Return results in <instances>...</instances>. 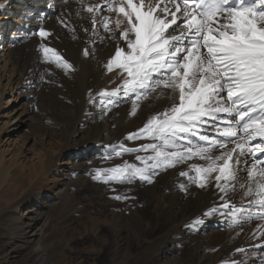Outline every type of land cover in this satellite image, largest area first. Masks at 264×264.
Returning a JSON list of instances; mask_svg holds the SVG:
<instances>
[{
    "label": "bare ground",
    "instance_id": "bare-ground-1",
    "mask_svg": "<svg viewBox=\"0 0 264 264\" xmlns=\"http://www.w3.org/2000/svg\"><path fill=\"white\" fill-rule=\"evenodd\" d=\"M96 2L98 0L76 2L0 0V194L2 195L0 201L2 205L7 202L11 204L15 198H20L18 191L23 192L21 186L25 182L30 183L31 178L37 179L40 175L43 177V170L47 168L43 182L55 183L58 181L56 171L62 177H66L65 172H70L68 174L73 177L79 176V172L86 174L85 166L95 164L103 154L111 156L110 153L118 150L135 149L128 152L136 167H144L141 161L137 160V156L143 158L155 155L154 152L147 153L142 150L144 145L154 141L151 142L150 139L143 137L137 139L127 137L138 133L151 116L171 105L172 101L168 95H162V93L170 95L169 90L157 89L155 92H149L147 98H141L139 101L136 97H143L144 90L125 95L121 85L127 73L121 74L120 69L109 72L105 65L115 54L116 45L126 48V44L119 40L118 36L110 37L99 23L96 25L95 33L93 32L91 14L86 12L84 7ZM105 15L109 14L102 11L97 15V20ZM41 29L51 35L47 39H42L38 34ZM42 44L55 48L72 63L74 71L66 74L55 64L46 63L40 49ZM84 50L89 52L87 57L83 55ZM118 88L120 90L115 92ZM102 91L107 95L100 96L99 93ZM8 93L11 98L5 101L4 97ZM225 95L226 93H221V96ZM20 99L25 100L23 104ZM35 100L39 102L38 106L43 109V113L53 115V130L48 132L45 128H39L37 141H32L30 137L21 135L20 131L28 118L27 107L30 109ZM134 101L137 103L135 114H133ZM223 119L232 120L233 117L220 114V119L208 120L207 123L202 124L198 135L181 134L177 143L185 147L191 145L206 147L207 142L201 141L199 135H207L209 139L227 143L228 148L231 149L234 147L232 141L219 136L215 131V128L226 127L222 122ZM83 130L86 137H92L90 141L82 138ZM36 142L39 143L38 149L35 148ZM256 143L264 142L254 140L249 146L254 148ZM221 151L217 147L214 155H219ZM257 156L264 160V154L258 153ZM240 159L246 161L235 165L242 180L239 183L231 182L226 194L216 187L215 174L209 178L204 188L193 183L190 177H195L196 174L191 171L190 165L205 164V161L197 157L175 164L170 167L173 170L171 172L164 167L149 169L147 177L153 181L152 183L139 176L132 177L131 179L141 180L136 181V187L146 195L147 208L141 211L137 207L131 211V216L134 215L133 222H130L129 228L125 229L130 234L131 242L124 243L125 247L121 250V243L126 236L118 232L109 247L110 252L116 256V249L119 248L124 257L129 255L131 257L133 249L135 256L129 261L123 259L126 264H264V236L257 230L258 226L264 225V221L255 218L247 221V215L239 213L238 222L232 223L233 206L248 209L253 217L259 213V209L250 203L252 197L244 196L247 189L240 187V183L247 182L246 170L253 162V157L246 155ZM75 166H79L78 171L66 170ZM154 171L157 173L155 174ZM181 171L189 172V176H181ZM88 177L81 175L76 180H82L86 183L84 186L93 185L88 181ZM122 186L117 190L118 196L129 190V185ZM97 191L100 197L105 193V186L100 185ZM15 192L17 196H12ZM222 196L224 199H221ZM25 198H28L27 195ZM225 202L229 204L228 208L223 207ZM136 205L137 203L133 206ZM35 209H37L35 205H26L23 208H14L11 212L14 215L27 216L26 233L22 240L18 241L19 244L8 246L9 251L3 252L0 264L16 263L19 259L17 264H38L35 258L36 252L31 250L36 235L35 228L39 223ZM212 209L216 211L211 215H204ZM6 214L3 215L6 217ZM86 214L89 216L88 213ZM118 216L112 214L111 219L103 220L104 225H112L114 222L115 228L121 227L123 215ZM105 217H108V214ZM197 218L203 222L193 226L192 221ZM1 219L0 215V221ZM20 224L17 228L18 233L23 226ZM126 224H129L128 220L124 222L125 226ZM86 228L88 231V226ZM70 242L72 243V240H69ZM27 248L30 250L25 254ZM4 249L5 246H2L1 250ZM77 258L68 253V264H73ZM110 259L114 258L110 257Z\"/></svg>",
    "mask_w": 264,
    "mask_h": 264
},
{
    "label": "snow or ice",
    "instance_id": "snow-or-ice-1",
    "mask_svg": "<svg viewBox=\"0 0 264 264\" xmlns=\"http://www.w3.org/2000/svg\"><path fill=\"white\" fill-rule=\"evenodd\" d=\"M84 10L91 14L94 33L99 23L110 37L118 36L126 44V48L117 44L105 65L109 72L120 69L121 74L127 73L121 85L125 95L144 90L143 97H136L139 101L163 88L170 95H162L172 101L164 111L151 116L138 133L127 137L154 141L142 150L151 149L155 155L137 156L144 167L125 163L105 170L104 176L97 171L93 179L105 183L130 182L136 176L148 179L149 169L170 168L197 157L205 164L190 165L196 174L190 177L193 183L204 188L215 174L216 187L226 194L231 182L242 180L235 167L246 163L240 157L251 155L247 182L240 187L247 189L244 196L252 197L250 203L259 213L253 217L248 209L233 206L232 223L238 222L239 213H245L247 221H264V160L257 156L264 154V143L249 146L254 140L264 142V0H98L85 5ZM102 11L109 15L98 21ZM38 34L42 39L51 35L43 29ZM40 49L46 63L55 64L66 74L74 71L72 63L55 48L42 44ZM83 55L87 57L89 52L84 50ZM136 108L134 101L133 114ZM220 114L233 119H223L226 127L215 131L230 139L234 147L229 149L227 143L207 135H199L206 147L177 143L181 134L198 135L202 124L220 119ZM217 147L222 151L214 155ZM180 175L189 176V172L181 171ZM223 207L229 204L225 202ZM202 222L197 218L192 225ZM257 230L264 236V225Z\"/></svg>",
    "mask_w": 264,
    "mask_h": 264
},
{
    "label": "rangeland",
    "instance_id": "rangeland-1",
    "mask_svg": "<svg viewBox=\"0 0 264 264\" xmlns=\"http://www.w3.org/2000/svg\"><path fill=\"white\" fill-rule=\"evenodd\" d=\"M4 98H5V101L10 99L11 98L10 93L6 94ZM20 100H21V104H23L25 101L23 99H20ZM38 104L39 102L35 100L34 104L30 107V109L27 107V109L29 110V113L27 114L28 118L26 119L24 126L21 127V131H20L21 135L30 137L32 141L34 140L37 141V134L39 133V128H43V129L45 128L48 132H51V130H53V124H52L53 115L51 113L50 114L43 113V109H41L38 106ZM44 115L46 117L48 116L50 119H48V117L45 118ZM42 125L43 127H41ZM84 132L85 131L83 130V133ZM82 138L84 140L90 141L92 137L91 136L86 137L84 133ZM151 142H153V140H151ZM38 145L39 143L36 142L35 143L36 149L39 148ZM117 152L121 154L117 156L116 155ZM146 152L150 153L153 151L149 149ZM99 153L100 152H98V155ZM110 155L111 156H109V154L101 155L95 164L92 163L90 165L85 166L84 170H87L86 174L79 172L78 174L79 176H76V177H73V175L68 174L70 172H65L66 173L65 175L67 178L62 177V175H60V173L56 171L57 173L56 175L58 176L57 180L59 182L56 181L55 183H44L43 182V178L46 176V173L48 171V168H47L46 170H43V177L42 175H40L39 177H37V179L31 178L32 183L25 182V184L21 186L23 189V192H21V190L18 191L19 192L18 195H20V198L18 199L15 198L13 203L10 204L9 202H7V204L2 205L1 204L2 202L0 201V207H1L0 215L2 216V219H1L2 221H0V223L2 222L0 225V229H1L0 230V257L4 255L3 252H5L6 250L9 251L10 247L8 246L10 245L16 246L15 244H19L20 242L18 241H21L22 238L25 236V233H26L25 227L27 226V220H26L27 216L26 215H23V216L14 215L11 212L14 210V208H17V207L23 208L26 205H35L37 207V209H35V214L36 215L38 214L39 216V223L35 228L36 235L31 244L32 245L31 250L33 249L36 252L35 258L38 264H52V263L57 264L59 262H60L59 264H68V261H67L68 253H71L73 257H76V258L79 256V258L75 259L76 261L74 260L75 262L73 264H113V262L114 264H120V262H124L123 259H128L129 261L131 257H134L135 255L133 253V249L131 250V255H132L131 257L130 255L124 257V255L121 254L120 251L125 247L124 243L129 244L131 242L130 237H129L130 234L127 233V230L125 231V229L129 228L130 222H133L132 218L134 217V215L131 216V211L135 210L137 207H139L141 211L146 209L147 206L145 205H147V202L145 200H147V198H146V195L142 194L140 190H137L138 187H136L137 185L136 183L141 181L140 179H131L130 182L125 181V182H120L119 184L115 181H109L105 183L103 182V179L101 180L93 179V176H95L97 171H100L102 173V176H104L105 170L107 169L119 167V166L124 165L125 163L133 165V162L130 158L128 151L118 150L114 153H110ZM66 170L78 171L79 166L78 167L75 166L74 168H70ZM166 170L168 172L173 171L171 168H167ZM154 173L156 174L157 172L154 171ZM27 175L29 176L28 173ZM81 175H84V177H86V175L89 176L88 181L92 182L93 185L84 186L86 183H84L82 180L77 181L76 179H79ZM100 185L105 186V193L101 195L102 197L101 196L99 197V192L97 191ZM122 185H129V190L122 193V195L120 196L121 199L119 200L114 199L115 196H118L117 190L121 189ZM138 186H139V183H138ZM158 189H160V186H158ZM61 191L64 194L63 193L61 194ZM74 194L76 196H74ZM26 195L28 198H25ZM71 195L72 197H74V199L71 197ZM0 196L2 197L1 194ZM12 196H17V193L15 192V194ZM38 198L39 200H37ZM96 198H98L99 200ZM87 199L88 201H86ZM19 200L21 202H19ZM18 202L20 203V205L18 204ZM84 203L86 204L84 205ZM136 203L137 205L134 207L133 205H135ZM43 204H46V205H43ZM130 205L132 208L130 207ZM38 209L39 211L37 212ZM76 210L79 213L76 212ZM5 213H7L6 217L3 215ZM86 213H88L89 216ZM106 214H108V217H105ZM112 214L117 217H119L118 215H121V214L123 215V217H121L122 218L121 227L119 226L115 228V224H113L114 222L112 223V225L110 224L104 225V221L109 218L111 219ZM90 216L92 218H89ZM97 218H98V221L100 222L97 221ZM90 219L92 220L90 221ZM127 220L129 224L128 225L126 224L125 226L124 222ZM90 223L92 224V226ZM19 224L23 226L21 228V232L18 233L17 228L19 227ZM87 226L89 229L88 231H87V228L85 229V227ZM15 229H17V231ZM112 232L114 235L112 234ZM118 232L126 236L124 240L126 242L123 241L121 243V247H122L120 248L121 250L119 248H118L119 250L116 249V256L118 257L117 258L116 256H114L113 253L110 252L109 247L113 243L112 240L114 236L117 235ZM69 240L70 241L72 240V243L71 242L69 243ZM2 246H5V249L3 251L1 250ZM28 250H30V248H27L24 251V253L26 252L25 254H27ZM59 257L61 259H59ZM110 257L114 259H110ZM92 259L94 260L95 263H93ZM19 261L20 259L18 260V262ZM18 262L16 263L11 262L9 264H17ZM124 264L126 263L124 262Z\"/></svg>",
    "mask_w": 264,
    "mask_h": 264
}]
</instances>
